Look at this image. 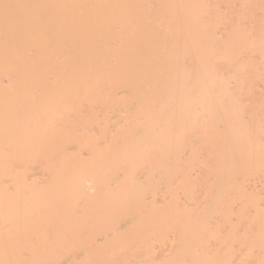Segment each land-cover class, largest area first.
<instances>
[{
  "label": "bare ground",
  "instance_id": "obj_1",
  "mask_svg": "<svg viewBox=\"0 0 264 264\" xmlns=\"http://www.w3.org/2000/svg\"><path fill=\"white\" fill-rule=\"evenodd\" d=\"M0 264H264V0H0Z\"/></svg>",
  "mask_w": 264,
  "mask_h": 264
}]
</instances>
